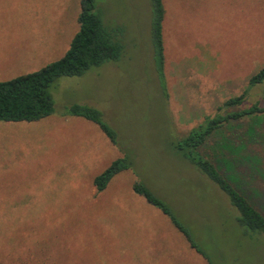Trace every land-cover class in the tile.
<instances>
[{
    "label": "rangeland",
    "instance_id": "obj_1",
    "mask_svg": "<svg viewBox=\"0 0 264 264\" xmlns=\"http://www.w3.org/2000/svg\"><path fill=\"white\" fill-rule=\"evenodd\" d=\"M164 3V79L153 57L151 0H97L104 24L123 28L121 57L59 77L50 116L0 121L12 145L0 149V264H264V234L247 231L228 195L177 147L264 66V0ZM0 7V27L46 30L54 48L48 63L65 54L79 29L81 0ZM257 102L264 104V83L250 88L241 106L223 111ZM74 104L98 108L117 144L97 123L70 115ZM225 126L260 134L263 168L244 179L264 197V117ZM124 156L132 168L98 192L95 177ZM135 181L169 204L207 256L134 192Z\"/></svg>",
    "mask_w": 264,
    "mask_h": 264
},
{
    "label": "trees",
    "instance_id": "obj_2",
    "mask_svg": "<svg viewBox=\"0 0 264 264\" xmlns=\"http://www.w3.org/2000/svg\"><path fill=\"white\" fill-rule=\"evenodd\" d=\"M151 5L153 57L158 75L164 79L166 7L164 0H151ZM96 9L97 0H81V10L78 15L79 29L61 58L36 71L0 82V121L34 122L50 116L54 112V101L50 90L59 77L83 75L94 66L121 57L124 49L123 28L109 29ZM262 83H264V66L249 78L248 89L240 95L228 98L219 108L220 112L209 117L205 125H200L180 139L177 147L228 195L231 204L238 210V222L247 231L264 234L262 191L250 189L251 179H244L247 174L258 173L261 170L260 154L256 151L257 145H255L260 134L257 129H250L247 135L248 129H245L243 133L240 131L241 135H239V132L233 128L228 132L230 127L225 126L232 121L261 119L264 117V104L257 102L240 110L223 111L225 108L241 106L248 90ZM68 113L97 123L111 142L117 144L116 131L104 120L98 108L74 104L69 107ZM244 147L245 150L242 151ZM131 168L132 160L128 156L115 159L95 177L94 185L97 191L105 190L117 174ZM133 190L143 196L148 203L160 208L173 225L187 237L190 245L201 255L207 256L192 238L189 228L166 201L142 181H135Z\"/></svg>",
    "mask_w": 264,
    "mask_h": 264
},
{
    "label": "crops",
    "instance_id": "obj_3",
    "mask_svg": "<svg viewBox=\"0 0 264 264\" xmlns=\"http://www.w3.org/2000/svg\"><path fill=\"white\" fill-rule=\"evenodd\" d=\"M16 2L18 0H0V3ZM2 11L5 12L4 7H0V13ZM14 11L15 8L12 12ZM69 44L65 46L64 50L69 48ZM53 52L54 48L48 46L46 30L0 27V82L13 79L46 66L49 64V56ZM2 134H7V132L2 133L0 130V149H6L8 151V146L12 147V145L10 143L8 144V138L2 136ZM8 156L9 152L7 153ZM10 156H12L11 153Z\"/></svg>",
    "mask_w": 264,
    "mask_h": 264
}]
</instances>
